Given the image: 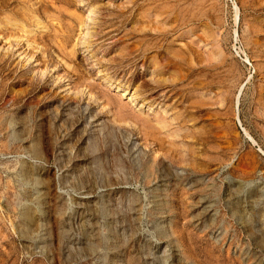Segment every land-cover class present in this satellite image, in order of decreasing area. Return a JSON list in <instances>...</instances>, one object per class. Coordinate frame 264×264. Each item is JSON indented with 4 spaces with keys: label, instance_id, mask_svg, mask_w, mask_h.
<instances>
[{
    "label": "rangeland",
    "instance_id": "rangeland-1",
    "mask_svg": "<svg viewBox=\"0 0 264 264\" xmlns=\"http://www.w3.org/2000/svg\"><path fill=\"white\" fill-rule=\"evenodd\" d=\"M0 264H264V0H0Z\"/></svg>",
    "mask_w": 264,
    "mask_h": 264
}]
</instances>
